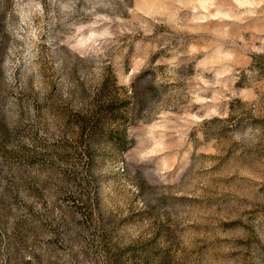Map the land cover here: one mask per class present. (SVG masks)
<instances>
[{
	"label": "clouds",
	"instance_id": "9594fccd",
	"mask_svg": "<svg viewBox=\"0 0 264 264\" xmlns=\"http://www.w3.org/2000/svg\"><path fill=\"white\" fill-rule=\"evenodd\" d=\"M0 264H264V0H0Z\"/></svg>",
	"mask_w": 264,
	"mask_h": 264
}]
</instances>
